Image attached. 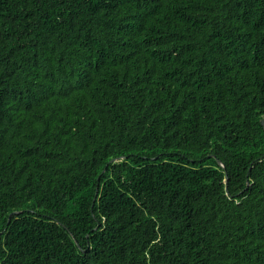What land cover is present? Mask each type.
I'll list each match as a JSON object with an SVG mask.
<instances>
[{
    "label": "trees",
    "instance_id": "1",
    "mask_svg": "<svg viewBox=\"0 0 264 264\" xmlns=\"http://www.w3.org/2000/svg\"><path fill=\"white\" fill-rule=\"evenodd\" d=\"M263 118L264 0H0V264H264Z\"/></svg>",
    "mask_w": 264,
    "mask_h": 264
},
{
    "label": "water",
    "instance_id": "2",
    "mask_svg": "<svg viewBox=\"0 0 264 264\" xmlns=\"http://www.w3.org/2000/svg\"><path fill=\"white\" fill-rule=\"evenodd\" d=\"M260 124H261V126L263 127V130H264V118L263 119H261L260 120ZM264 158V155L261 157V159H263ZM216 162H217V164L219 165V166H221L222 168H224L223 167V165L221 164V162L218 160V159H216ZM21 213V211H17V212H13V213H11V214H9L8 215V223H9V221H10V218L13 216V215H18V214H20ZM62 227H64V226H62ZM65 228V227H64ZM66 229V228H65Z\"/></svg>",
    "mask_w": 264,
    "mask_h": 264
}]
</instances>
